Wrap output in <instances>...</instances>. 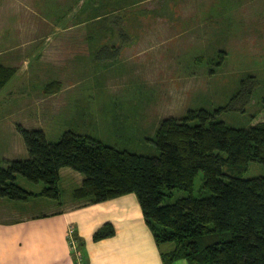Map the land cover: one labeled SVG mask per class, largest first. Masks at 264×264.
<instances>
[{
    "label": "rangeland",
    "instance_id": "374dc122",
    "mask_svg": "<svg viewBox=\"0 0 264 264\" xmlns=\"http://www.w3.org/2000/svg\"><path fill=\"white\" fill-rule=\"evenodd\" d=\"M120 29L129 40L104 59L100 48L117 46ZM0 62L16 68L0 88V166L3 156L26 155L18 124L42 129L50 141L71 130L154 155L151 139L167 116L204 109L236 128L264 120V0H0ZM248 75L257 85L244 111L217 110ZM260 175L263 165L251 161L241 177ZM15 181L31 191L44 184L21 175ZM202 183L199 171L194 196ZM70 184L59 187L68 191ZM186 195L174 190L166 199ZM3 202L21 212L60 207L33 193ZM166 264L189 262L176 257Z\"/></svg>",
    "mask_w": 264,
    "mask_h": 264
},
{
    "label": "trees",
    "instance_id": "16d2710c",
    "mask_svg": "<svg viewBox=\"0 0 264 264\" xmlns=\"http://www.w3.org/2000/svg\"><path fill=\"white\" fill-rule=\"evenodd\" d=\"M120 31L117 46L100 48L104 59L116 57L129 40ZM15 72L14 66L0 62V88ZM256 85L253 75L243 78L229 102L217 110L244 111ZM17 128L27 156L2 160L0 197L33 193L15 181L21 175L43 182L42 194L56 198L59 170L67 166L84 175L76 196L92 194L94 202H101L135 193L156 242L173 245L162 254L165 264L176 257L189 264H264V175L241 177L251 161L264 167V120L236 128L204 109L189 110L181 118L167 116L151 139L158 150L154 155L120 150L71 130L50 141L40 128ZM199 171L203 192L194 196ZM174 190L187 195L168 202ZM111 233L107 224L94 237Z\"/></svg>",
    "mask_w": 264,
    "mask_h": 264
},
{
    "label": "crops",
    "instance_id": "0c3cea01",
    "mask_svg": "<svg viewBox=\"0 0 264 264\" xmlns=\"http://www.w3.org/2000/svg\"><path fill=\"white\" fill-rule=\"evenodd\" d=\"M26 156L27 150L21 157ZM59 172L58 196L54 198L59 208L21 212L6 208L3 201L7 197H0V264H75L67 236L70 226L75 231L76 253H81L86 264H165V244L156 242L135 193L94 202L92 194H74L84 178L82 173L67 166ZM66 179L74 184L63 191L59 184ZM43 188L44 184L40 191L26 189L41 195ZM64 195L68 197L61 201ZM107 224L113 233L96 239V231Z\"/></svg>",
    "mask_w": 264,
    "mask_h": 264
},
{
    "label": "built area",
    "instance_id": "2783aa9c",
    "mask_svg": "<svg viewBox=\"0 0 264 264\" xmlns=\"http://www.w3.org/2000/svg\"><path fill=\"white\" fill-rule=\"evenodd\" d=\"M69 231L73 232V230L70 228ZM68 241L70 243V249L74 251L75 253V264H86L83 259L81 253H76L77 252V243H76V238L71 235L68 236Z\"/></svg>",
    "mask_w": 264,
    "mask_h": 264
}]
</instances>
